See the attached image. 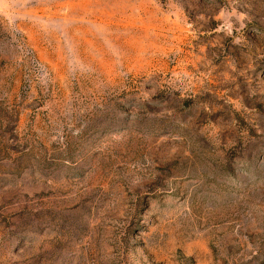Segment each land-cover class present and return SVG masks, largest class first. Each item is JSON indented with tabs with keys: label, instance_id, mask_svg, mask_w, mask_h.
Masks as SVG:
<instances>
[{
	"label": "rangeland",
	"instance_id": "obj_1",
	"mask_svg": "<svg viewBox=\"0 0 264 264\" xmlns=\"http://www.w3.org/2000/svg\"><path fill=\"white\" fill-rule=\"evenodd\" d=\"M0 264H264V0H0Z\"/></svg>",
	"mask_w": 264,
	"mask_h": 264
}]
</instances>
